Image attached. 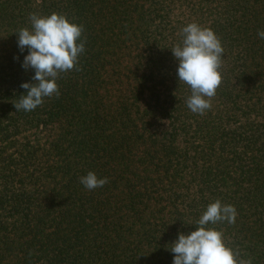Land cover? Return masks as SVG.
I'll use <instances>...</instances> for the list:
<instances>
[{
  "label": "trees",
  "instance_id": "obj_1",
  "mask_svg": "<svg viewBox=\"0 0 264 264\" xmlns=\"http://www.w3.org/2000/svg\"><path fill=\"white\" fill-rule=\"evenodd\" d=\"M83 25L81 71L31 112L15 34L29 15ZM225 50L205 114L171 48L189 23ZM264 0H0V264H173L178 234L217 199L240 258L264 264ZM18 57V59H17ZM89 171L108 178L87 190Z\"/></svg>",
  "mask_w": 264,
  "mask_h": 264
},
{
  "label": "clouds",
  "instance_id": "obj_2",
  "mask_svg": "<svg viewBox=\"0 0 264 264\" xmlns=\"http://www.w3.org/2000/svg\"><path fill=\"white\" fill-rule=\"evenodd\" d=\"M29 20L31 28H21L15 33L20 52L27 49L22 67L35 72L33 82L20 85L27 90L26 95L14 104L17 111L25 112L42 106L45 98L60 96L57 80L62 74L82 70L79 58L85 52L86 43V38L82 39L84 26L70 22L64 14L31 13ZM181 35V43L171 48L178 61L176 74L179 82L191 89L187 107L192 113L203 115L211 109V98L222 83L225 50L211 28L195 22L183 27ZM257 35L264 39V30H259ZM108 182L107 177L98 178L92 171L80 177V183L90 191ZM237 214L233 205H224L218 199L210 203L196 222L198 227L189 234L179 233L178 239L171 244L173 264H253L251 258H240L238 250L226 245L222 230L207 227L222 222L234 224Z\"/></svg>",
  "mask_w": 264,
  "mask_h": 264
},
{
  "label": "rangeland",
  "instance_id": "obj_3",
  "mask_svg": "<svg viewBox=\"0 0 264 264\" xmlns=\"http://www.w3.org/2000/svg\"><path fill=\"white\" fill-rule=\"evenodd\" d=\"M35 1H39V0H35Z\"/></svg>",
  "mask_w": 264,
  "mask_h": 264
}]
</instances>
